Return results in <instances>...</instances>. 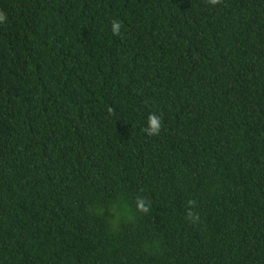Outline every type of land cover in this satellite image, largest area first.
<instances>
[{"label":"trees","instance_id":"trees-1","mask_svg":"<svg viewBox=\"0 0 264 264\" xmlns=\"http://www.w3.org/2000/svg\"><path fill=\"white\" fill-rule=\"evenodd\" d=\"M0 12V264H264V0Z\"/></svg>","mask_w":264,"mask_h":264},{"label":"clouds","instance_id":"clouds-1","mask_svg":"<svg viewBox=\"0 0 264 264\" xmlns=\"http://www.w3.org/2000/svg\"><path fill=\"white\" fill-rule=\"evenodd\" d=\"M217 2V0H212V3L215 4ZM6 15L3 12H0V23H3L6 21ZM112 33L114 35H119L120 31H121V23L120 22H114L112 24ZM162 129V120L161 118L152 113L149 114L148 118H147V122H146V127L144 129V131L146 132L147 135L149 136H156L159 135L160 131ZM136 206L137 209L141 212H145L147 213L149 211L150 208V202L145 200L142 197H138L136 200ZM188 218L192 221L195 222L198 217L195 216L191 211L188 212Z\"/></svg>","mask_w":264,"mask_h":264}]
</instances>
